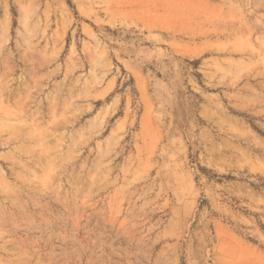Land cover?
I'll use <instances>...</instances> for the list:
<instances>
[{"label":"rangeland","instance_id":"obj_1","mask_svg":"<svg viewBox=\"0 0 264 264\" xmlns=\"http://www.w3.org/2000/svg\"><path fill=\"white\" fill-rule=\"evenodd\" d=\"M0 264H264V0H0Z\"/></svg>","mask_w":264,"mask_h":264},{"label":"trees","instance_id":"obj_2","mask_svg":"<svg viewBox=\"0 0 264 264\" xmlns=\"http://www.w3.org/2000/svg\"><path fill=\"white\" fill-rule=\"evenodd\" d=\"M15 17H16V14H15ZM15 25V24H14ZM197 64V63H196Z\"/></svg>","mask_w":264,"mask_h":264}]
</instances>
